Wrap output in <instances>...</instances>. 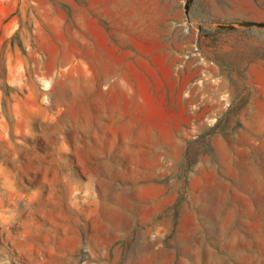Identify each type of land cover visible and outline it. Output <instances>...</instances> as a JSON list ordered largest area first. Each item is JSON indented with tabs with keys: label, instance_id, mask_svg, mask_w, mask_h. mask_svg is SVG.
Returning <instances> with one entry per match:
<instances>
[{
	"label": "rangeland",
	"instance_id": "374dc122",
	"mask_svg": "<svg viewBox=\"0 0 264 264\" xmlns=\"http://www.w3.org/2000/svg\"><path fill=\"white\" fill-rule=\"evenodd\" d=\"M0 264H264V0H0Z\"/></svg>",
	"mask_w": 264,
	"mask_h": 264
}]
</instances>
